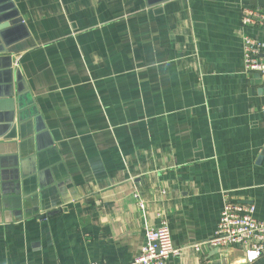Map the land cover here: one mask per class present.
Wrapping results in <instances>:
<instances>
[{"label": "crops", "instance_id": "0c3cea01", "mask_svg": "<svg viewBox=\"0 0 264 264\" xmlns=\"http://www.w3.org/2000/svg\"><path fill=\"white\" fill-rule=\"evenodd\" d=\"M13 1L0 264H126L162 221L167 264H264L201 243L227 199L264 220V75L242 59L264 27L241 23L264 0Z\"/></svg>", "mask_w": 264, "mask_h": 264}, {"label": "built area", "instance_id": "2783aa9c", "mask_svg": "<svg viewBox=\"0 0 264 264\" xmlns=\"http://www.w3.org/2000/svg\"><path fill=\"white\" fill-rule=\"evenodd\" d=\"M243 26L259 24L264 27V6H245L241 9ZM264 43L250 35L243 36L242 59L245 71L264 75V59L260 53ZM264 115V105L261 107ZM253 204L227 199L220 212L214 234L201 242L210 248H236L243 252V260L251 263L264 256V220L254 216ZM199 244H195L198 250ZM180 249L173 245L168 225L162 221L157 227L145 230V242L138 256L126 264H167L179 256ZM100 264V263H93Z\"/></svg>", "mask_w": 264, "mask_h": 264}, {"label": "water", "instance_id": "95a60500", "mask_svg": "<svg viewBox=\"0 0 264 264\" xmlns=\"http://www.w3.org/2000/svg\"><path fill=\"white\" fill-rule=\"evenodd\" d=\"M13 33L19 34L17 37H22L24 34H27V30L25 27V24L23 23L22 17L20 16L15 3L13 0H0V45L3 43V46H0V52L4 53L6 52V49L9 45L13 44L10 43V41L7 39V30L5 28H8ZM14 35V34H13ZM6 59H8L6 57ZM13 75L15 78V82L18 84L21 80L20 76L18 75V71L15 68L13 70ZM264 153V150L260 153V156L258 157V161L261 159L262 155Z\"/></svg>", "mask_w": 264, "mask_h": 264}]
</instances>
